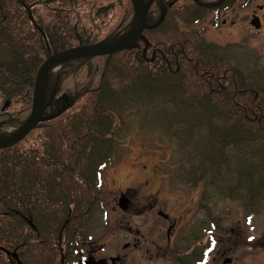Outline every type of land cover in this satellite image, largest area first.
<instances>
[{"label": "trees", "instance_id": "trees-1", "mask_svg": "<svg viewBox=\"0 0 264 264\" xmlns=\"http://www.w3.org/2000/svg\"><path fill=\"white\" fill-rule=\"evenodd\" d=\"M235 1L154 0L133 50L70 61L48 76L46 116L64 113L0 150V264H59L65 246L77 244L125 112L145 117L182 152L193 146L186 175L193 182L209 174L222 198L259 213L264 66L244 68L234 46L184 29ZM135 15L130 0H0V135L29 118L38 70L50 56L110 44Z\"/></svg>", "mask_w": 264, "mask_h": 264}, {"label": "rangeland", "instance_id": "rangeland-1", "mask_svg": "<svg viewBox=\"0 0 264 264\" xmlns=\"http://www.w3.org/2000/svg\"><path fill=\"white\" fill-rule=\"evenodd\" d=\"M149 1L144 0L146 4ZM254 15L260 20L259 29L251 25ZM130 27L119 39L129 33ZM184 29L202 30L207 41L223 47L234 46L239 51V65L244 68L264 66V0H236L230 8L208 11L201 22ZM60 69L52 70L51 74ZM118 121L121 125L115 126L116 148L98 177L102 190L91 218L92 228L100 236L97 241L103 238L100 233L104 230L129 226L150 236H164L168 223L161 213L177 220V225L185 220L189 224L208 220L210 235L221 226L231 234L230 238L233 233L244 231L243 234L252 232L263 239L264 207L258 213L256 207H247L242 200L222 198L217 187L210 184L211 176L207 172L202 182H193L186 176L191 169L189 158L197 154L193 146L182 152L176 142L138 113L125 112ZM17 128H5L2 137L14 134ZM198 164V172L209 170ZM122 197L129 201L125 210L118 206ZM251 213L255 215L250 222Z\"/></svg>", "mask_w": 264, "mask_h": 264}, {"label": "flooded vegetation", "instance_id": "flooded-vegetation-1", "mask_svg": "<svg viewBox=\"0 0 264 264\" xmlns=\"http://www.w3.org/2000/svg\"><path fill=\"white\" fill-rule=\"evenodd\" d=\"M162 215L168 230L160 237L129 226L104 230L100 233L103 241H97L99 233L86 229L77 244L65 246L67 253L59 264H264V237L260 240L256 233L232 232L230 238L220 226L210 235L208 220L177 225V220ZM249 218L251 222L253 216Z\"/></svg>", "mask_w": 264, "mask_h": 264}, {"label": "water", "instance_id": "water-1", "mask_svg": "<svg viewBox=\"0 0 264 264\" xmlns=\"http://www.w3.org/2000/svg\"><path fill=\"white\" fill-rule=\"evenodd\" d=\"M136 11V17L131 27L134 28L125 37L116 42L106 45H89L83 47L71 48L50 56L39 68L32 101V110L28 120L18 130L7 137L0 138V150L12 147L24 140L39 124L54 120L61 116L65 108L52 116H45L48 105L45 104L48 76L53 68L60 67L67 62L90 59L95 57H105L115 55L125 51H131L135 48L136 43L143 38V33L147 28L148 14L154 3L150 0L148 4L144 0H130ZM251 25L255 29L261 27L260 21L254 18ZM128 199L121 198L119 205L121 209L127 208Z\"/></svg>", "mask_w": 264, "mask_h": 264}, {"label": "bare ground", "instance_id": "bare-ground-1", "mask_svg": "<svg viewBox=\"0 0 264 264\" xmlns=\"http://www.w3.org/2000/svg\"><path fill=\"white\" fill-rule=\"evenodd\" d=\"M133 28H134V26L130 28V32H131V30H132ZM59 67H60V66L57 65L56 67L53 68V70H56V69H58Z\"/></svg>", "mask_w": 264, "mask_h": 264}]
</instances>
